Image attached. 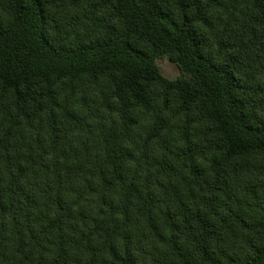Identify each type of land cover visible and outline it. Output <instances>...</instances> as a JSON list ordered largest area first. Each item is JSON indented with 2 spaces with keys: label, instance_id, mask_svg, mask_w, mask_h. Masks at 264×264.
Listing matches in <instances>:
<instances>
[{
  "label": "trees",
  "instance_id": "16d2710c",
  "mask_svg": "<svg viewBox=\"0 0 264 264\" xmlns=\"http://www.w3.org/2000/svg\"><path fill=\"white\" fill-rule=\"evenodd\" d=\"M0 264H264V0H0Z\"/></svg>",
  "mask_w": 264,
  "mask_h": 264
},
{
  "label": "rangeland",
  "instance_id": "374dc122",
  "mask_svg": "<svg viewBox=\"0 0 264 264\" xmlns=\"http://www.w3.org/2000/svg\"><path fill=\"white\" fill-rule=\"evenodd\" d=\"M157 63L162 68V72L166 77L175 78L178 75L179 70L177 65L167 58L158 59Z\"/></svg>",
  "mask_w": 264,
  "mask_h": 264
}]
</instances>
